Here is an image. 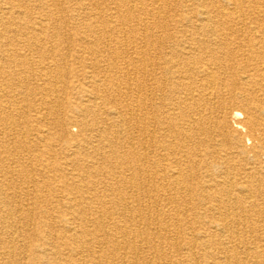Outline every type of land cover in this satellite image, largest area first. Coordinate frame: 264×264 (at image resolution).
Wrapping results in <instances>:
<instances>
[{"label": "bare ground", "instance_id": "bare-ground-1", "mask_svg": "<svg viewBox=\"0 0 264 264\" xmlns=\"http://www.w3.org/2000/svg\"><path fill=\"white\" fill-rule=\"evenodd\" d=\"M0 264H264V0H0Z\"/></svg>", "mask_w": 264, "mask_h": 264}, {"label": "rangeland", "instance_id": "rangeland-1", "mask_svg": "<svg viewBox=\"0 0 264 264\" xmlns=\"http://www.w3.org/2000/svg\"><path fill=\"white\" fill-rule=\"evenodd\" d=\"M69 58H70V56H69ZM57 146H58V145H57ZM57 146H56V147H57ZM41 147H42V148H41ZM41 147H40L41 149H44V150L46 149V147H45V146H41ZM44 147H45V148H44ZM37 175H38V174H37ZM37 175H35V176H36V178H40V177H42V176H43L42 174H41V175L39 174L38 176H37ZM43 177H44V176H43ZM45 178H46V177H45ZM169 206H170V205H169ZM169 208H170V207H169ZM169 208H168V209H169Z\"/></svg>", "mask_w": 264, "mask_h": 264}]
</instances>
